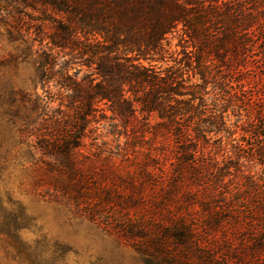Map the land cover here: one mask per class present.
Here are the masks:
<instances>
[{"label":"trees","instance_id":"trees-1","mask_svg":"<svg viewBox=\"0 0 264 264\" xmlns=\"http://www.w3.org/2000/svg\"><path fill=\"white\" fill-rule=\"evenodd\" d=\"M5 3L39 12L27 42L65 107L36 134L39 168H70L110 121L161 187L157 213L123 230L145 264H264V0ZM176 33L181 56L157 66Z\"/></svg>","mask_w":264,"mask_h":264},{"label":"rangeland","instance_id":"rangeland-1","mask_svg":"<svg viewBox=\"0 0 264 264\" xmlns=\"http://www.w3.org/2000/svg\"><path fill=\"white\" fill-rule=\"evenodd\" d=\"M6 1L0 0V264H145L123 230L157 213L161 187L152 181L150 153L130 147L131 131L128 139L112 136L103 120L92 123L70 168H39L36 134L65 107L48 102L47 90L56 89L40 81L38 42H27L38 39L39 12ZM179 38H169L174 55L157 66L174 65Z\"/></svg>","mask_w":264,"mask_h":264}]
</instances>
